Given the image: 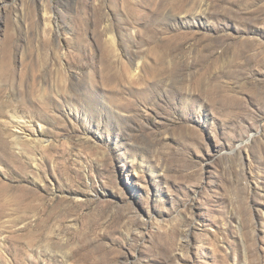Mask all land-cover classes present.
<instances>
[{
    "label": "rangeland",
    "instance_id": "374dc122",
    "mask_svg": "<svg viewBox=\"0 0 264 264\" xmlns=\"http://www.w3.org/2000/svg\"><path fill=\"white\" fill-rule=\"evenodd\" d=\"M0 264H264V0H0Z\"/></svg>",
    "mask_w": 264,
    "mask_h": 264
},
{
    "label": "bare ground",
    "instance_id": "6f19581e",
    "mask_svg": "<svg viewBox=\"0 0 264 264\" xmlns=\"http://www.w3.org/2000/svg\"><path fill=\"white\" fill-rule=\"evenodd\" d=\"M20 128V127H19ZM21 129V128H20ZM42 134V132L39 134V136Z\"/></svg>",
    "mask_w": 264,
    "mask_h": 264
}]
</instances>
